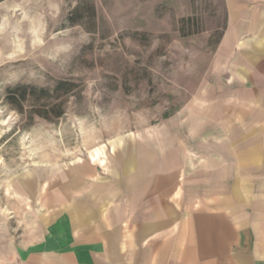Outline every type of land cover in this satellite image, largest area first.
<instances>
[{
  "label": "rangeland",
  "instance_id": "rangeland-1",
  "mask_svg": "<svg viewBox=\"0 0 264 264\" xmlns=\"http://www.w3.org/2000/svg\"><path fill=\"white\" fill-rule=\"evenodd\" d=\"M61 79L76 86L58 118L7 103L10 86ZM262 171L264 0H0V247L16 197L55 190L78 217L104 195L126 213L129 185L158 181L186 213L209 180Z\"/></svg>",
  "mask_w": 264,
  "mask_h": 264
},
{
  "label": "crops",
  "instance_id": "crops-1",
  "mask_svg": "<svg viewBox=\"0 0 264 264\" xmlns=\"http://www.w3.org/2000/svg\"><path fill=\"white\" fill-rule=\"evenodd\" d=\"M104 156L90 159L103 165ZM248 161L239 163L241 174ZM244 178L209 180L206 198L190 201L186 213L184 195L170 201L158 181L130 184L139 194L129 192L126 213L105 211L104 195L78 217L66 206L71 197L55 190L27 196L31 211L26 198L16 197V238L10 248L0 247V264H264V171L251 185Z\"/></svg>",
  "mask_w": 264,
  "mask_h": 264
},
{
  "label": "trees",
  "instance_id": "trees-1",
  "mask_svg": "<svg viewBox=\"0 0 264 264\" xmlns=\"http://www.w3.org/2000/svg\"><path fill=\"white\" fill-rule=\"evenodd\" d=\"M78 8V6L75 8L74 13L80 10ZM76 20L71 19L70 22L74 23ZM75 86L73 81L64 79L56 81L51 87L33 83H17L7 88L5 96L7 103L17 111L22 112L24 106L28 105L31 109L30 116L36 115L51 120L63 114L64 98Z\"/></svg>",
  "mask_w": 264,
  "mask_h": 264
}]
</instances>
